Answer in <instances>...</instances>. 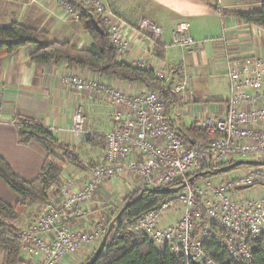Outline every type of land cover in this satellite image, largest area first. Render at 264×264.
<instances>
[{
    "label": "built area",
    "instance_id": "obj_1",
    "mask_svg": "<svg viewBox=\"0 0 264 264\" xmlns=\"http://www.w3.org/2000/svg\"><path fill=\"white\" fill-rule=\"evenodd\" d=\"M54 1L61 5L64 16L79 20L80 10L65 0ZM74 1L90 9L118 55H125L131 27L113 13L105 0ZM136 27L143 35L154 38L162 33L159 25L146 18L139 20ZM171 42L186 49L196 44L187 23L172 31ZM225 73L230 83L226 111L197 122L200 129L215 137L206 143L199 140L196 145H186L172 128L164 102L156 92L129 93L74 74L62 77L65 85L79 93L105 94L115 109L112 121L116 127L104 134L105 149L100 163L78 175L75 181L70 174L61 173L58 197L44 203L38 214L18 219L22 264L74 262L91 254L102 240L108 220L90 226L81 207L94 199L99 186L116 176L139 177L145 188L184 184L183 192L179 190L144 211L130 224L133 232L156 246H167L187 262L248 263L256 250H264V190L254 198L234 196L238 188L252 190L255 184L264 187V167L250 168L225 181H189L205 159L221 163L234 156H264V64L258 58H244L241 63L228 62ZM156 74L164 78L163 72ZM185 85L186 80L175 91ZM84 124L85 116L77 108L70 128L75 133H85ZM69 210L73 214L66 213ZM176 211H180L179 218L165 224L164 220Z\"/></svg>",
    "mask_w": 264,
    "mask_h": 264
},
{
    "label": "crops",
    "instance_id": "obj_2",
    "mask_svg": "<svg viewBox=\"0 0 264 264\" xmlns=\"http://www.w3.org/2000/svg\"><path fill=\"white\" fill-rule=\"evenodd\" d=\"M105 1L118 18L131 27L128 29L130 45L125 55H118L112 43L116 60L140 68L152 69L155 74L159 71L163 72L164 85L169 88L173 86L170 89L174 93V99L187 103L182 105L177 101H171V105L176 106L177 111L185 113L180 117V120H183L180 122H183L185 126L191 122H198L204 117L225 113L230 96V83L225 73L228 62L241 63L244 58H258L264 64V27L253 22H246L234 15V12L249 11L243 9L250 5L260 6L264 0ZM16 3L17 11L12 14L13 20L10 22H19L38 30H45L52 39L59 42L67 41L75 47L87 48L92 43V37L86 32L81 21L71 16H64L63 8L56 1L17 0ZM143 18L161 27L162 33L159 37L143 35L137 30L136 25ZM181 23L188 24L189 34L196 42L191 49L176 46L171 42L172 31ZM2 25L5 24L0 26ZM81 42L82 45H80ZM34 48V44H28L9 54L0 55V156L7 161L12 171L22 178L32 179L40 172L46 158L45 149L37 142L32 141L27 144L18 142V131L14 125L15 116L24 115L34 118L42 126L49 128L57 139L75 147L83 158L94 159L97 164L100 163L105 149V140L93 137L104 136L116 127V123L112 121L115 109L105 94L79 93L71 86L65 85L61 80L62 77L74 74L129 93L154 91L147 90L154 88H147L140 82L106 76L87 67L70 66L65 61L37 64L28 58ZM174 48L184 52L180 58H175V50L171 51ZM137 59L140 60L139 63ZM251 67L254 68V65ZM184 80H186L184 89L175 91V87ZM205 83L208 86L215 83L225 88L226 97L216 100L203 99L197 88ZM156 93L164 102L169 122L174 126H181L178 125L180 123L174 124L175 113L170 109L169 112L167 111L164 97ZM183 106H186V109L182 110ZM77 108L81 109L85 116V133H75L70 128L72 115ZM106 121L111 124L107 130L102 131L91 127V125L101 127ZM196 144L197 141L186 143V145ZM250 157L253 156H248ZM211 162L215 163L208 158L200 165L203 169ZM66 170L70 172V178L74 181L84 172L68 164L63 168L62 173ZM244 170L236 172L241 174ZM232 172H224L225 177L217 181L232 179L233 176L228 175ZM61 177L59 175L60 181H62ZM116 177L113 181H107L106 185L99 186L94 199L83 204L85 209L83 217L90 226L96 222V219L102 217V214H106L108 225L113 211L117 208V204L113 206L112 202L119 198H126L128 192L132 194V190H135L134 183L131 185V178ZM208 178L216 181L217 175ZM241 190L249 189L238 188L234 195ZM175 193H169L167 198ZM18 198L17 193L0 178V199L9 205H14ZM179 216L180 211H176L165 219L164 223H173ZM90 255L79 260L80 263ZM69 262L71 261H65L63 264L74 263Z\"/></svg>",
    "mask_w": 264,
    "mask_h": 264
},
{
    "label": "trees",
    "instance_id": "obj_3",
    "mask_svg": "<svg viewBox=\"0 0 264 264\" xmlns=\"http://www.w3.org/2000/svg\"><path fill=\"white\" fill-rule=\"evenodd\" d=\"M65 1L75 10L79 9L81 11L79 20L86 32L92 37V43L89 47L80 48L71 45L67 41L59 42L52 39L45 30H38L19 22H10L0 26V55L9 54L28 44H34L35 48L28 55L31 62L48 64L65 61L70 66H83L106 76H113L131 82H140L147 88H156L158 90L160 95L164 97L166 109L169 112V104L174 99V93L171 92L169 87L164 85L162 79L156 76L155 71L116 60L115 48L101 22L98 21V24L104 33L100 34L94 28L89 17L90 9L74 0ZM234 15L246 22H253L264 27V2L257 10L234 12ZM170 124L185 143L215 137L209 135L207 130L200 129L197 122H191L188 126ZM14 125L18 131V142L20 144H27L32 141L39 143L46 151V158L40 172L32 179H25L15 174L7 161L0 156V178L19 197L14 205H9L0 199V264L23 263L17 238L20 226L16 223L23 215L27 219L33 216V211L38 214L43 208L40 207L42 204L54 201L58 197L62 188V181L59 180V175L62 173L63 168L68 164L84 170L97 164L94 159L83 158L75 147L61 142L49 128L42 126L32 117L16 115ZM95 136L93 138L100 140L104 138L102 135ZM93 138L91 137V139ZM91 142L94 143L95 141ZM238 158L264 161V156L248 158V155H246L231 157L220 164L211 162L202 169L206 174L195 177L193 181L218 175L211 172L221 166L233 163ZM253 167L264 166L240 165L226 172ZM178 185L180 184L172 183L169 186L175 187ZM139 195L140 197L134 200ZM168 196L169 194L167 193H154L149 188H144L127 197V201L122 205L124 206L129 201L127 207L120 216H117L119 210L112 218L111 223L108 224L105 246L93 264H192L183 257L173 254L167 246L159 249L143 235L126 228L127 224L131 223L133 219L144 211L160 204ZM72 212V210L66 211L68 214ZM97 247L81 264L89 262ZM241 264H264V250H256L251 262Z\"/></svg>",
    "mask_w": 264,
    "mask_h": 264
},
{
    "label": "rangeland",
    "instance_id": "obj_4",
    "mask_svg": "<svg viewBox=\"0 0 264 264\" xmlns=\"http://www.w3.org/2000/svg\"><path fill=\"white\" fill-rule=\"evenodd\" d=\"M16 1L17 0H0V25L1 24H8V22H10V20H13L12 18V14L14 13V12H16L17 11V6H16ZM260 6L259 5H250V6H248V7H245L243 10H249V11H252V10H257L258 8H259ZM242 9V8H241ZM68 16H71V15H68ZM72 17V16H71ZM80 45H82V42L80 43ZM175 50V51H174ZM171 51H174L175 52V58L177 59V58H180V56L182 55V52L183 51H181V50H179V48H174V49H172ZM184 53V52H183ZM212 76H213V74H211ZM214 79H216V78H214ZM172 88H173V86H171ZM170 87V88H171ZM195 88V87H194ZM147 90H154V91H156V92H158V90L156 89V88H154V89H147ZM197 91H198V93L199 94H201V96L203 97V99H211V100H216V99H220V98H225L226 96V94H227V92H226V89L225 88H223V87H219V86H217L215 83H213L212 85H207L206 83L205 84H200L199 86H198V88H197ZM159 93V92H158ZM160 94V93H159ZM194 96V95H193ZM181 98H183V97H181ZM176 102L177 101V103L178 104H180L181 102H182V100H178L177 98L176 99H173V102ZM197 101V100H196ZM182 105L183 104H187V103H185V102H183V103H181ZM207 104V103H206ZM173 105V104H172ZM171 105V103L169 104V106H170V110H173V112L175 113V117H176V120H174V124H177V123H180V124H178V125H183L184 123L183 122H180V121H183V120H180V117L181 116H183V115H185V113H183V111L182 112H180V111H177V108H176V106H172ZM172 106V107H171ZM184 109H186V106H183L182 107V110H184ZM219 115V114H218ZM111 126V124L108 122V121H106L101 127H98V126H92L91 125V127H92V129H98V130H102V131H104V130H107V129H109V127ZM212 138L211 137H209V138H207L206 140H203V139H201L202 141H205V142H208L209 140H211ZM248 156H250V155H248ZM225 161H227V159H225V160H223V161H221V163H223V162H225ZM220 164V163H219ZM95 166V165H94ZM93 167V166H92ZM92 167H90V168H92ZM77 168V167H76ZM78 169V168H77ZM245 169V170H244ZM242 170H244V172L245 171H248L249 169H246V168H243V169H238V171H242ZM87 171V169H84V172H86ZM202 171V167H201V165H199V167L197 168H195V170H194V173L192 174V175H194L195 173H199V172H201ZM237 171V169H234V171L232 172V173H230V174H228V175H232L233 176V178L235 179V177L236 176H238L239 174H240V172H236ZM65 173L66 174H70V172H68V170H66L65 171ZM225 174L226 173H224V172H221V173H219L218 175H217V178H216V181L218 180V179H220L221 177H225ZM227 176V175H226ZM132 177V176H131ZM131 177H129V176H126V178H131ZM215 177V176H214ZM227 177H229V176H227ZM204 179H210V178H208V177H205V178H201V179H199V181H203ZM118 181V180H117ZM130 182H131V185H132V183H134V187H135V190H132V193H134V192H137V191H139L140 189H141V187L140 186H142V187H144L142 184H141V181H140V179H138V178H131L130 179ZM145 188V187H144ZM129 190H130V188H129ZM262 190H264V187L262 186V185H260V184H255L254 185V188L252 189V190H244V191H240V192H238V193H236L234 196L236 197V198H240V199H245L246 198V196H248V198H254L255 196H259L260 194H261V192H262ZM180 191L181 192H183L184 191V189L183 188H181L180 189ZM97 193V192H96ZM95 195H97V194H95ZM130 195H132L131 193H127V195H126V198L124 197V199L123 198H119V199H117L115 202H112L113 203V206H114V204L116 205L117 204V208L113 211V215L110 217V219H109V222H108V224L109 223H111V221H112V218L114 217V215L115 214H117V212L123 207L122 205H123V203L125 202V199H127V197H129ZM111 203V204H112ZM44 204H42L40 207H42ZM82 210L83 211H85V209L83 208V205H82ZM34 212H36V211H33L32 213H34ZM109 213V212H108ZM110 214V213H109ZM179 215V214H178ZM21 219H23V217L21 218ZM82 220V219H81ZM103 221V220H107V218H106V214H102V217H99L98 219H96V222L97 221ZM16 224H19V222L18 223H16ZM95 224V223H94ZM93 224V225H94ZM92 225V226H93ZM132 224H130V223H128L127 224V226H126V228L128 229V230H130V231H132V226H131ZM105 226H106V229H107V227H108V225H107V222L105 223ZM92 254V253H91ZM84 262V261H83ZM69 263H71V262H69ZM60 264H63V262H61ZM72 264V263H71ZM73 264H81L80 263V261L79 260H77V261H74V263Z\"/></svg>",
    "mask_w": 264,
    "mask_h": 264
},
{
    "label": "water",
    "instance_id": "obj_5",
    "mask_svg": "<svg viewBox=\"0 0 264 264\" xmlns=\"http://www.w3.org/2000/svg\"><path fill=\"white\" fill-rule=\"evenodd\" d=\"M89 17L93 23L94 28L99 32V33H103V29L100 27V25L98 24V22L95 20V18L92 16L91 13H89ZM240 165H249V166H264V161H258L255 159H239L234 161L233 163L229 164V165H224L221 166L219 168H217L216 170L212 171L211 173L213 174H217V173H221V172H226L232 168H235L237 166ZM206 172L202 171L199 173H196L192 176L189 177V181L192 182L193 179L197 176H202L205 175ZM184 184H180L176 187H163V188H149L151 192L154 193H174L177 192L180 188H183ZM140 197V195L138 197H136L134 200H137ZM133 200V201H134ZM129 201L126 202L124 204V206L120 209L119 213L117 216H120V214L124 211V209L127 207ZM106 238H107V233L103 236L102 240L100 241L93 257L89 260L88 263L86 264H93V262L96 260V258L98 257V255L101 253V251L103 250L104 246H105V242H106ZM192 264H197L196 262H193Z\"/></svg>",
    "mask_w": 264,
    "mask_h": 264
}]
</instances>
